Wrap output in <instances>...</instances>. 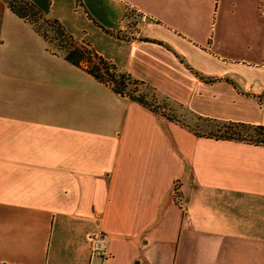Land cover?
<instances>
[{
	"label": "crops",
	"instance_id": "0c3cea01",
	"mask_svg": "<svg viewBox=\"0 0 264 264\" xmlns=\"http://www.w3.org/2000/svg\"><path fill=\"white\" fill-rule=\"evenodd\" d=\"M84 1L99 55L192 115L264 126L263 0ZM0 264H264V146L115 93L0 0Z\"/></svg>",
	"mask_w": 264,
	"mask_h": 264
},
{
	"label": "trees",
	"instance_id": "16d2710c",
	"mask_svg": "<svg viewBox=\"0 0 264 264\" xmlns=\"http://www.w3.org/2000/svg\"><path fill=\"white\" fill-rule=\"evenodd\" d=\"M2 1L8 5L17 17L29 23L50 47L52 42H55L58 46V50H54L57 55L64 57L74 66L82 68L115 93L144 106L164 119L176 122L173 116L170 115L168 105L160 102V94L156 89H153L146 82L134 78L130 73L121 70L114 63L99 55L90 45L77 42L59 20L47 18L43 10L33 1ZM79 2L77 0V3ZM261 9L264 14V0ZM198 118L216 125L220 132L212 135H200L197 131L192 130L197 136L264 146V126L235 122L221 123L211 119ZM178 190L179 188L176 187L177 196Z\"/></svg>",
	"mask_w": 264,
	"mask_h": 264
},
{
	"label": "rangeland",
	"instance_id": "374dc122",
	"mask_svg": "<svg viewBox=\"0 0 264 264\" xmlns=\"http://www.w3.org/2000/svg\"><path fill=\"white\" fill-rule=\"evenodd\" d=\"M31 1L43 10L47 18L59 20L77 42H84L93 48V43L100 46L106 41L102 27L95 22L102 21V18L97 15V20L94 18L95 16H92V18L88 17V15H86V5L84 0H82L84 3L83 7H77L74 0H68V3L64 1L60 4L58 3L59 0ZM51 48L53 50H58V46L55 42H52ZM159 99L162 104L168 105L170 115L173 116L174 121L182 126L193 131L195 130L200 135H212L220 132L216 125L199 119L197 116L192 115L181 107H177L173 103L163 99L161 96Z\"/></svg>",
	"mask_w": 264,
	"mask_h": 264
},
{
	"label": "built area",
	"instance_id": "2783aa9c",
	"mask_svg": "<svg viewBox=\"0 0 264 264\" xmlns=\"http://www.w3.org/2000/svg\"><path fill=\"white\" fill-rule=\"evenodd\" d=\"M109 235L101 232L91 237V251L101 258H109L108 248L105 243L109 240Z\"/></svg>",
	"mask_w": 264,
	"mask_h": 264
}]
</instances>
